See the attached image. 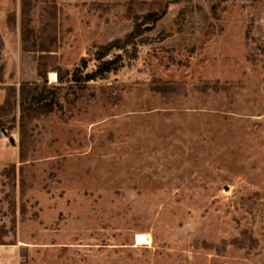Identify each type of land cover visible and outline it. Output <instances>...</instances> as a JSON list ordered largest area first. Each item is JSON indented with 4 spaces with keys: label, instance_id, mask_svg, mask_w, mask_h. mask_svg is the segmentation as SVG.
<instances>
[{
    "label": "rangeland",
    "instance_id": "obj_1",
    "mask_svg": "<svg viewBox=\"0 0 264 264\" xmlns=\"http://www.w3.org/2000/svg\"><path fill=\"white\" fill-rule=\"evenodd\" d=\"M40 68L58 97L17 164L24 195L1 174L18 103L0 134V264H264V0H0V105Z\"/></svg>",
    "mask_w": 264,
    "mask_h": 264
},
{
    "label": "trees",
    "instance_id": "obj_2",
    "mask_svg": "<svg viewBox=\"0 0 264 264\" xmlns=\"http://www.w3.org/2000/svg\"><path fill=\"white\" fill-rule=\"evenodd\" d=\"M165 10L156 9L149 11L146 15L140 17L134 30L125 38L121 40H116L111 42V44L101 48V51L97 52L96 59L98 60V65L92 73H87L85 79H95L102 78V76L108 72H113L118 70L122 66V59L119 56H115L111 59H106V56L112 50H127L129 46L135 48L131 41L132 37L139 36L143 27L146 23H154L162 18ZM45 70L40 68L38 71L39 78L43 81V84L25 85L21 84L18 94L16 89L10 88L5 90V98L3 103L0 105V134H2V128L5 133H9L11 130L16 128V106L19 105V123H18V133H19V144H18V154L19 163H25L28 161V156L32 152V122L41 119L42 117L48 116L50 112L52 113V106L56 105V99L58 97V89L55 86L47 88V80L45 77ZM58 82H61V77L58 78ZM0 83H2V78H0ZM179 81L161 82L159 80H153L154 89L160 93H166L168 90H172L173 87L181 85ZM229 83H207L204 82L203 85H197L195 88L199 92H206L208 89H213L215 91H222L223 89L227 92L230 89ZM175 89V88H174ZM50 99V103L46 104V101ZM22 166V165H21ZM1 174L7 179L8 186L14 190L16 187V181L19 178V186L21 194L26 193L27 183L23 179V168L17 167V164H7L1 170ZM19 176V177H18ZM24 204V203H22ZM9 208L14 211L16 205L14 200L11 198L9 201ZM22 213H25V206L22 207ZM234 243L241 242L242 247L245 246V240L241 241L239 239H234ZM3 237H0V245H6Z\"/></svg>",
    "mask_w": 264,
    "mask_h": 264
},
{
    "label": "crops",
    "instance_id": "obj_3",
    "mask_svg": "<svg viewBox=\"0 0 264 264\" xmlns=\"http://www.w3.org/2000/svg\"><path fill=\"white\" fill-rule=\"evenodd\" d=\"M5 138H7V137H5ZM4 137H2V136H0V148H2L1 146L2 145H7V143H6V139H5ZM16 146V145H15ZM17 147V146H16ZM14 159V161L13 162H9V163H7V164H12V163H15V164H18L19 163V154H18V147H17V158H13ZM1 164L0 165H2V163H4V162H0ZM4 165H5V163H4ZM1 246V245H0ZM2 246H8V245H2ZM11 248H15L14 246H10Z\"/></svg>",
    "mask_w": 264,
    "mask_h": 264
},
{
    "label": "bare ground",
    "instance_id": "obj_4",
    "mask_svg": "<svg viewBox=\"0 0 264 264\" xmlns=\"http://www.w3.org/2000/svg\"><path fill=\"white\" fill-rule=\"evenodd\" d=\"M55 77H56V75L54 73L50 74V79L51 80H54ZM146 239H147L146 235L140 234V235L137 236V241L138 242H144V241H146Z\"/></svg>",
    "mask_w": 264,
    "mask_h": 264
},
{
    "label": "water",
    "instance_id": "obj_5",
    "mask_svg": "<svg viewBox=\"0 0 264 264\" xmlns=\"http://www.w3.org/2000/svg\"><path fill=\"white\" fill-rule=\"evenodd\" d=\"M1 131H2L3 134H5V130H4L3 128H2ZM9 141H10L11 143L15 144V140H14V138H13L12 135L9 136Z\"/></svg>",
    "mask_w": 264,
    "mask_h": 264
}]
</instances>
